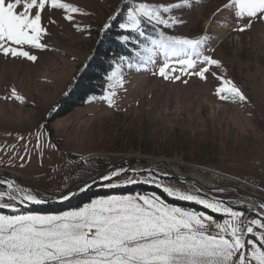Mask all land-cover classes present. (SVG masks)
<instances>
[{"label":"rangeland","instance_id":"obj_1","mask_svg":"<svg viewBox=\"0 0 264 264\" xmlns=\"http://www.w3.org/2000/svg\"><path fill=\"white\" fill-rule=\"evenodd\" d=\"M62 2L72 3L88 15L75 14L74 20L68 21L63 10L46 9L42 23L48 34L41 42L47 49H25L38 57L35 62L0 53V173L19 180L0 176V181H15L25 192L31 191L47 201H15L19 214L60 213L99 197L155 193L174 206L223 219L200 205L169 197L157 186L160 184L223 200L245 211L249 218H259L257 199L241 192L206 190L174 178L163 164L146 161L173 160L171 164L185 177L199 170L218 185L240 186L264 198V20H253L252 27L244 32L235 31L238 24L234 13L223 10L228 0H192L191 6L174 13L183 22L163 29L167 36L208 37L204 54L221 62V67L212 71L235 83L247 97L244 102L221 100L216 94L221 81L215 76L201 80L182 74L176 64L179 58L169 63L175 64L177 71L172 75L180 79L161 77L158 70L165 62L163 54L154 63H146L135 56L144 45L133 41L129 53L110 50L114 64L100 79L101 93L88 95L81 105L57 116L58 101L70 94L78 74L101 55L103 45L119 39L117 31L121 29L117 25L110 30H105L104 25L128 0ZM160 30L146 26V35L158 38ZM117 55H134L131 60L139 68L129 70L126 64L120 65L122 57ZM113 72L123 73L124 84L116 89L114 106H109L101 97L109 90L107 77ZM13 88L23 101L11 97ZM126 158L137 160L110 168ZM106 169L109 170L95 183H78ZM113 172L120 175L110 181L102 179ZM129 180L136 182L124 183ZM75 183L78 184L68 194L74 197L71 200L82 193H100L68 208L44 207L64 200L41 190L61 193ZM5 191L6 183H0V192ZM0 214L17 213L0 208Z\"/></svg>","mask_w":264,"mask_h":264},{"label":"snow or ice","instance_id":"obj_2","mask_svg":"<svg viewBox=\"0 0 264 264\" xmlns=\"http://www.w3.org/2000/svg\"><path fill=\"white\" fill-rule=\"evenodd\" d=\"M191 5L192 0L178 3L128 0L109 16L104 29L110 30L115 24L121 29L119 39L125 45L133 41L136 45L143 44L137 56L146 63H154L163 54L165 62L158 70L161 77L180 79L179 75H172L177 71L175 64L169 63L179 58L176 64L182 74L195 75L201 80L211 75L220 80L216 94L221 100L246 101L247 97L235 83L212 71L214 67L220 68L221 62L204 54L208 37H173L163 31L182 23L174 13ZM49 8L63 10L68 21H73L75 14L88 15L80 7L62 0H0V53L35 62L38 57L25 49H47L41 42L48 34L42 19ZM223 10L234 13L238 24L234 30L239 32L250 29L253 20H264V0H228ZM146 26L160 28L158 38L146 35ZM125 64L129 70L140 66L130 57H122L120 65ZM107 79L109 90L101 99L114 106L116 89L124 84L123 73L113 72ZM11 97L24 99L15 88ZM118 175L113 172L102 179L110 181ZM0 183H6L8 189L0 192V208L17 213L0 214V264H264V203L258 207L259 218H249L245 211L223 200L157 184L169 197L200 205L223 219L174 206L155 193L99 197L60 213L19 214L15 201L20 204L47 201L31 191L25 192L15 181ZM5 198L7 202H3ZM62 199L68 200L69 196L65 194Z\"/></svg>","mask_w":264,"mask_h":264},{"label":"trees","instance_id":"obj_3","mask_svg":"<svg viewBox=\"0 0 264 264\" xmlns=\"http://www.w3.org/2000/svg\"><path fill=\"white\" fill-rule=\"evenodd\" d=\"M121 31H117V34H120ZM134 45L135 43H130L125 45L122 41L119 39H116L115 41H112L111 44H105L101 48V55H97L95 59H93L89 65V67L86 69V71L82 72L80 75L78 74L77 78L75 79L74 86L72 90L70 91V94L67 96H63L58 101V110L56 112L57 116H64L70 111H72L75 107L81 105L85 98L92 94V93H101L102 92V86L99 85L100 79L104 75H106L107 72H110L113 67V61L110 58L112 55L110 54V50H114L115 52L118 51H124L126 53L130 52V45ZM120 57H130L131 59L134 58V55H117ZM137 56V55H136ZM101 84V83H100ZM100 193V192H99ZM97 192H89V193H82L80 196H78L75 200H68L63 203H58L56 205H49L46 204L44 207L49 208H58V209H64L71 207L73 204H77L79 202L84 201L87 199V197H92L93 195L99 194ZM88 200V199H87Z\"/></svg>","mask_w":264,"mask_h":264},{"label":"water","instance_id":"obj_4","mask_svg":"<svg viewBox=\"0 0 264 264\" xmlns=\"http://www.w3.org/2000/svg\"><path fill=\"white\" fill-rule=\"evenodd\" d=\"M131 160H137V159H133V158H126V159H122V160H119L117 162H115L114 164H112L110 166V168L114 167V166H118V165H121L123 163H126V162H129ZM150 164H163L165 166H167V168L169 169L170 173L172 174V176L176 179H179L183 182H190V181H194V182H197L199 183L194 177H183V176H180L177 174V172L172 168V165L171 163H169L168 161H158V162H153V161H146ZM109 170V169H108ZM107 169L104 170V171H101L99 173H97L96 175H92V177H90L89 179H84L82 181H78V183H81L82 185H86V184H90V183H93L94 181L98 180L102 175L106 174V172L108 171ZM0 176H8V177H11L12 179H15V180H18L15 178V176H12V175H8V174H3V173H0ZM19 181V180H18ZM78 183H75L73 184L72 186H70L68 189H66L65 191L61 192V193H54L52 191H46V190H41L42 192H44L46 195H49V196H52L54 198H62L65 194H69L73 189L74 187L78 184ZM202 188L204 187V189L206 190H215L214 188L212 187H207L205 185H201L199 184ZM219 186H231L233 187L235 190H237L238 192H241L249 197H252V198H255L257 199L259 202H263L264 203V198L252 191H248L240 186H235V185H219ZM33 188V187H32ZM260 202V203H261Z\"/></svg>","mask_w":264,"mask_h":264},{"label":"bare ground","instance_id":"obj_5","mask_svg":"<svg viewBox=\"0 0 264 264\" xmlns=\"http://www.w3.org/2000/svg\"><path fill=\"white\" fill-rule=\"evenodd\" d=\"M167 161L169 163H171L173 160H167ZM172 168L177 172L178 175L183 176V177L186 176V174L181 172L176 166L172 165ZM190 176L194 177L199 182V183H197V182H194V181H190V183H196L198 185L199 184H201V185L203 184V185H205L207 187H212V188L215 189V190H211V191H214V192H232V193L238 192L237 190H235L231 186H224V187L223 186H219L218 184L213 182V180H210V179L206 178L205 175L203 173H201L199 170H194V171L190 172ZM229 179H230V181L233 180V178H231V177H229ZM221 189L223 191H221ZM261 203H263V202H261Z\"/></svg>","mask_w":264,"mask_h":264},{"label":"flooded vegetation","instance_id":"obj_6","mask_svg":"<svg viewBox=\"0 0 264 264\" xmlns=\"http://www.w3.org/2000/svg\"><path fill=\"white\" fill-rule=\"evenodd\" d=\"M69 198H72V196H69Z\"/></svg>","mask_w":264,"mask_h":264}]
</instances>
